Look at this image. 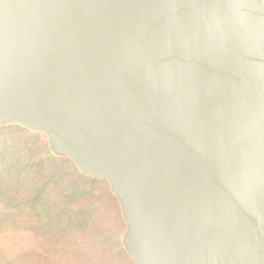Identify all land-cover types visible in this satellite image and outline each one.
<instances>
[{
    "label": "water",
    "instance_id": "1",
    "mask_svg": "<svg viewBox=\"0 0 264 264\" xmlns=\"http://www.w3.org/2000/svg\"><path fill=\"white\" fill-rule=\"evenodd\" d=\"M106 179L135 264H264V0H0V123Z\"/></svg>",
    "mask_w": 264,
    "mask_h": 264
},
{
    "label": "rangeland",
    "instance_id": "2",
    "mask_svg": "<svg viewBox=\"0 0 264 264\" xmlns=\"http://www.w3.org/2000/svg\"><path fill=\"white\" fill-rule=\"evenodd\" d=\"M110 183L48 137L0 123V264H135Z\"/></svg>",
    "mask_w": 264,
    "mask_h": 264
}]
</instances>
